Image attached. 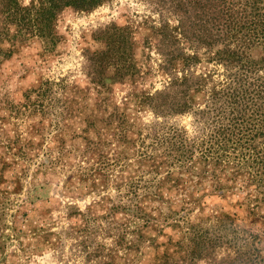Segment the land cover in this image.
<instances>
[{
	"label": "rangeland",
	"instance_id": "rangeland-1",
	"mask_svg": "<svg viewBox=\"0 0 264 264\" xmlns=\"http://www.w3.org/2000/svg\"><path fill=\"white\" fill-rule=\"evenodd\" d=\"M178 9L177 0L66 8L53 42L31 37L1 60L0 264H187L190 227L213 236L225 213L246 223L233 197L252 189H242L247 172L228 197L219 191L231 159L219 173L223 164L213 169L195 152L190 172L179 168V138L211 131L197 110L230 77L205 48L196 62L177 64V47L193 50L178 34L179 19L197 22L192 8ZM107 48L96 75V54ZM249 53L264 57L259 46ZM187 73L203 79L202 88L187 112H172L177 78ZM150 96L167 112L155 114ZM205 246L194 264H229L227 245Z\"/></svg>",
	"mask_w": 264,
	"mask_h": 264
},
{
	"label": "trees",
	"instance_id": "trees-1",
	"mask_svg": "<svg viewBox=\"0 0 264 264\" xmlns=\"http://www.w3.org/2000/svg\"><path fill=\"white\" fill-rule=\"evenodd\" d=\"M108 1L30 0L28 5H21L18 0H0V63L31 37L53 42L55 21L64 9L89 12ZM180 1L177 0L179 12L187 14L186 7L192 8L197 22L193 27L192 23L187 25L179 19L178 34L193 50L192 54H185L177 47V64L186 66L196 62L197 50L205 48L212 53L213 60L229 70L230 78L227 88H212L205 108L197 110L199 118L205 117L206 128L211 131L196 136L195 140L179 138V168L189 173L192 167L187 162L195 161V152L199 153L197 160L212 165L213 169L223 164L219 173L225 171L226 161L231 159V171L221 184L219 195L229 197L231 183L246 172L248 177L242 182V189L252 188L233 197V205L243 207L246 212V223L238 225L236 214L225 213L216 219L213 236L196 235L194 230L201 228L190 227L187 234L193 232V236L187 238L191 245L190 250L184 249L185 258L187 264H194V258L207 255H201L206 248L204 244H210L212 250L225 244L231 250L225 255L229 264H264V76L260 74L264 57L254 60L249 53L258 46L264 50V0H185L186 4ZM108 54L109 48L96 54L95 62H99L100 67L95 70L96 75L103 73ZM202 85L203 79L188 73L177 78V106L172 112H187ZM149 99L155 114L167 112L161 104L152 103L154 96ZM229 149L234 150L233 153L227 152ZM213 177L220 184L214 170ZM252 192L262 197L252 196ZM227 227V232L222 233ZM176 264H186V260Z\"/></svg>",
	"mask_w": 264,
	"mask_h": 264
}]
</instances>
